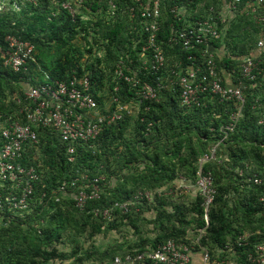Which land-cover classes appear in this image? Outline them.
<instances>
[{
	"label": "trees",
	"instance_id": "trees-1",
	"mask_svg": "<svg viewBox=\"0 0 264 264\" xmlns=\"http://www.w3.org/2000/svg\"><path fill=\"white\" fill-rule=\"evenodd\" d=\"M57 1L71 2L75 16L59 10ZM247 1L242 0L236 18L226 24L220 18L223 0H164L157 41L166 63L157 75L149 70L140 74L143 82L161 87L156 99L139 102L130 84L113 79L120 60L131 70H137L143 60L141 49L148 34L134 0H38L37 5L26 4L21 11H14V0H9L10 9L0 11V45L6 36L13 35L31 42L35 51L27 72L14 73L0 63V111H18L20 105L13 97H23L21 78H38V83L63 80L74 70L88 73L97 91L107 87L121 100L135 101L140 109L105 130L94 148L78 145L73 162L68 161L67 146L57 134L38 129L40 142L29 145L22 160L39 174L33 201L27 211L0 215V264H62L74 258L77 264H106L122 253L135 258L148 250L147 241L102 250L94 239L121 226L139 231L137 222L148 212L156 213V217H147L150 222H146L159 231L150 241L151 249L170 238L191 244L188 230L197 233L205 227L201 247L212 259L219 251L225 257L230 247L237 255V264H241L254 251V245L264 244V182L254 183L255 176L264 178V52L254 55L263 28L255 14H246ZM175 7L181 10L180 18L172 14ZM212 16L221 33L219 40L210 42L214 52L199 45L185 50L171 42L178 30ZM222 49H226L224 56L220 55ZM210 55L223 79L224 72H230L235 77L233 84L244 87L245 104L234 131L219 145L216 160L204 166L214 176L217 188L206 225L202 199L194 188L197 164L223 138L222 129L230 123L236 105L208 94L201 97L200 106L181 105L174 73L187 70L192 64L189 56L200 65ZM249 57L261 61L262 71L254 82L240 76V65ZM150 58L146 53L148 62ZM84 175L90 180L104 178L103 193L81 210L76 207L77 190L71 182H81ZM182 183L192 186L191 190L145 203L139 212H118L112 222L93 213L114 202L128 201L139 191L173 188ZM61 186L67 187L65 194L58 192ZM191 192L196 198L189 203L186 195ZM68 230L80 237L84 234L85 243L74 241L73 247L64 236ZM244 233L251 235L248 244L238 246L237 240Z\"/></svg>",
	"mask_w": 264,
	"mask_h": 264
},
{
	"label": "built area",
	"instance_id": "built-area-1",
	"mask_svg": "<svg viewBox=\"0 0 264 264\" xmlns=\"http://www.w3.org/2000/svg\"><path fill=\"white\" fill-rule=\"evenodd\" d=\"M77 1L83 3L85 0ZM163 1L134 0L137 12L142 19L143 30L148 34L147 43L141 49L143 60L137 70H131L126 67L124 61L120 60L114 71L113 79L130 84L136 90L139 102L156 99L158 88L161 87L160 84L155 87L143 82L140 74H145L144 71L149 70L151 74L157 75L166 63L163 50L157 41ZM226 1H224L226 5L223 7V12L220 13L223 23L227 19H225L226 12L236 14L242 3V0ZM8 2L9 0H6L4 5L0 3L1 12L10 9L7 8ZM30 3L37 5L38 0H14L12 9L21 11L26 4ZM55 4L58 5L59 10H66L73 17L75 16L76 10L71 2L57 1ZM111 6L115 8L113 2ZM247 7L246 14H255V19L263 28V38L258 41L257 48L264 49V0H248L245 8ZM172 14L175 18H180L181 10L175 7L172 9ZM220 38L218 22L212 16L208 20L198 21L191 27L178 30L171 42L178 43L188 50L195 45L209 48L212 40ZM34 51L35 47L31 42L8 35L4 39V44L0 45V63L4 69L14 73L27 72ZM146 53L151 55L149 62L146 60ZM188 60L192 64L185 72L174 73L175 84L181 91V105L200 106L201 97L207 94L219 97L220 101L233 102L236 105L235 112L231 114L230 123L222 129L223 138L208 153L202 155L197 164L194 188L202 199L204 221L208 225V211L215 201L217 188L214 176L206 171L204 166L216 160L219 145L234 131L245 104V93L241 84L232 86L225 83L217 69L213 55H210L206 62L200 65H196L193 56H189ZM261 71V61L253 57L245 58L240 65L242 80L254 82ZM38 82V78L35 80L21 78L19 83L24 87L23 97L20 98L17 94L13 97L20 105L18 111L13 114L0 111V215L7 212L17 214L18 211H27L30 208L34 195V183L38 181L39 174L34 167L25 166L22 160L27 147L40 142L38 129L50 130L53 134H57L59 140L67 146L68 161L73 162L78 145L84 144L90 149L94 148L95 141L105 130L127 116L134 115L140 109L135 101L121 100L114 93L108 92L107 87L97 91L89 74H79L77 70H74L67 79ZM115 91L117 92L118 88ZM103 179L95 177L90 180L88 175H84L81 182L78 179L71 182V187L77 190L75 197L77 208L83 210L90 200L101 198ZM181 179L184 182L186 180L183 177ZM263 182L264 178L258 175L254 177L255 184L261 185ZM191 187L182 183L173 188L139 191L128 201L114 202L107 208L94 209L93 213L106 222H112L118 212L124 215L139 212L140 206L145 203L152 204L156 199L163 197H177L191 190ZM66 191V186L58 189L59 193L65 194ZM205 230L206 227L197 231L198 234L193 244L170 238L135 258L131 255L123 259L115 257L112 262L106 264H123V262L134 261H148V264H190L193 248L195 245L201 247ZM250 236L249 233L239 236L238 246L246 247ZM201 249L204 250L203 260L208 263L210 254L205 248L201 247ZM241 264H264V244L254 245V251L249 253L246 262Z\"/></svg>",
	"mask_w": 264,
	"mask_h": 264
},
{
	"label": "crops",
	"instance_id": "crops-1",
	"mask_svg": "<svg viewBox=\"0 0 264 264\" xmlns=\"http://www.w3.org/2000/svg\"><path fill=\"white\" fill-rule=\"evenodd\" d=\"M224 1H226V0H223V2H222V5H221V8H222V11H221V14H222V12H223V7H225V2ZM227 2V1H226ZM246 10H248V7L247 8H245ZM226 17H225V19H226V24H229L233 19H235L236 18V14H229V12H226V15H225ZM228 22V23H227ZM228 29V28H227ZM263 38V34H261L260 35V39H262ZM259 39V40H260ZM212 48V50H210L211 52H214L215 51V48H213V47H211ZM261 52H264V49H258L257 48V50H256V52H255V54L254 55H260L261 54ZM226 54V49L224 50V49H222V51H221V53H220V55H222V56H224ZM224 76H225V83L226 84H228V85H234L233 83V81H235V77L232 75V73H230V72H224ZM196 198V194L194 193V192H191V193H187V195H186V201L187 202H191V201H193L194 199ZM149 214H155V213H153V212H148V213H146V215L145 216H147L148 218L150 217V219H152L153 217H156V215L155 216H153V215H149ZM152 216V217H151ZM140 229L142 230V228L140 227ZM150 232L152 233L151 234V236H149L150 238H151V242H153V240L156 238V236L159 234V231L158 230H156V228L154 229V227H151L150 228ZM197 234L198 233H196V231H194L192 228L191 229H189L188 230V238L191 240V243L193 244V242H194V239L197 237ZM142 241H147V251H149V250H151V242H150V240L148 239V237L145 235L143 238H142V240H140L139 242H142ZM133 242V244L134 243H136L137 242V240H133L132 241ZM144 244V243H143ZM146 244V243H145ZM151 244V245H150ZM230 250H227L228 252H227V255L225 256V257H221V255H222V252L221 251H219L218 253H217V257L215 258V259H212L211 257H210V260H209V262L208 263H205L204 262V260H203V256H204V250L203 249H201V248H199V247H197L196 245H195V247L193 248V251H192V254H191V262H190V264H237V262H236V260H237V255H236V253H234V252H232L233 250V248H230V247H228ZM147 251H145V252H147ZM144 252V253H145ZM249 255V254H248ZM125 256H127V254H124V253H122V254H119V255H117L116 257H119V258H124ZM248 257V256H247ZM67 263V262H66ZM123 264H148V262H146V261H141V262H139V261H134V262H131V263H127V262H123Z\"/></svg>",
	"mask_w": 264,
	"mask_h": 264
},
{
	"label": "rangeland",
	"instance_id": "rangeland-1",
	"mask_svg": "<svg viewBox=\"0 0 264 264\" xmlns=\"http://www.w3.org/2000/svg\"><path fill=\"white\" fill-rule=\"evenodd\" d=\"M6 0H0V3H2V5L5 4ZM57 6V4H55ZM153 216L156 215L152 214ZM152 217V216H151ZM155 218V217H153ZM150 219V217H149ZM146 220L148 222H150V220H148V218L144 217L140 220H138L137 222V226L140 228H142V230L140 229L139 231H135L134 229H129L128 227H120V229L116 230V231H110L106 234H102L99 237L95 238V244L98 248H101L102 250H105L107 247H114L117 245H121L124 248H126L128 245H132L133 244V240H137L138 243H140L139 241L142 240V238L146 235L148 237V239L151 241V238L149 236H151V232H150V228L153 227L151 224H149L148 222H146ZM66 239H69L72 243V246L75 247L76 243H74V241H79L80 243L84 244L85 243V237L84 234L83 236H79L76 233H74L73 231H66L64 234ZM102 245V246H101ZM71 247V246H70ZM82 254L84 255V253L82 252ZM76 258H74V261L71 260L70 262L67 263H62V264H77L76 263Z\"/></svg>",
	"mask_w": 264,
	"mask_h": 264
},
{
	"label": "water",
	"instance_id": "water-1",
	"mask_svg": "<svg viewBox=\"0 0 264 264\" xmlns=\"http://www.w3.org/2000/svg\"><path fill=\"white\" fill-rule=\"evenodd\" d=\"M209 49H210V50H212V48H211V47H209Z\"/></svg>",
	"mask_w": 264,
	"mask_h": 264
}]
</instances>
